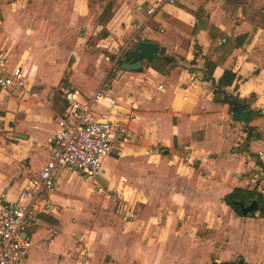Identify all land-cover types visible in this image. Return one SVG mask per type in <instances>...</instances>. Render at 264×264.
Instances as JSON below:
<instances>
[{
    "label": "crops",
    "instance_id": "0c3cea01",
    "mask_svg": "<svg viewBox=\"0 0 264 264\" xmlns=\"http://www.w3.org/2000/svg\"><path fill=\"white\" fill-rule=\"evenodd\" d=\"M110 2L103 20L88 0L20 5L21 25L33 20L30 7L40 23L37 32H20L25 89L0 88V195L13 200L45 165L64 112L53 101L65 104L67 90L87 98L99 92L93 118L130 133L95 182L63 170L41 195L21 264H264L263 211L237 216L224 201L235 189L264 199V30L250 22L264 16V0H178L153 14L154 0ZM9 23L5 15L0 55L15 64ZM66 26L83 33L67 45L59 34ZM140 41L157 45L151 63L140 73L122 70L130 60L124 53ZM45 70L61 73L59 84L67 76L61 90ZM225 71L236 80L218 89ZM30 72H37L34 92ZM219 90L242 101L256 95L250 109L257 115L235 123ZM246 127L253 129L248 142Z\"/></svg>",
    "mask_w": 264,
    "mask_h": 264
},
{
    "label": "built area",
    "instance_id": "2783aa9c",
    "mask_svg": "<svg viewBox=\"0 0 264 264\" xmlns=\"http://www.w3.org/2000/svg\"><path fill=\"white\" fill-rule=\"evenodd\" d=\"M177 1L154 0L148 13ZM25 68L23 61L9 64L0 55V88L23 91ZM99 98V92L87 98L79 89L65 91V109L55 119L57 129L45 165L37 175L25 180L13 200L7 199L6 193L0 195V264H21L27 256L29 242L24 236L40 211L41 195L57 186V177L63 170L93 183L100 177L103 160L114 144L129 140V131L118 123L93 118L92 102ZM251 183L258 186L259 180L255 178ZM259 191L263 193L262 189Z\"/></svg>",
    "mask_w": 264,
    "mask_h": 264
},
{
    "label": "trees",
    "instance_id": "16d2710c",
    "mask_svg": "<svg viewBox=\"0 0 264 264\" xmlns=\"http://www.w3.org/2000/svg\"><path fill=\"white\" fill-rule=\"evenodd\" d=\"M111 0H88V7L90 8L91 13L99 19H105L108 14H109V7L110 6V2ZM93 2L95 4H93ZM102 13V14H100ZM257 20H253L251 19L250 22L253 23L255 26L261 28L264 30V16H256ZM215 30L213 27H210V30ZM2 35V32L0 31V37ZM219 35H222L219 33ZM229 47V42L226 41L225 43H222L218 46V51L220 53L223 54V58L221 60V62H223L226 58V56L228 55V50L226 52L225 51L227 48ZM117 65L121 64L120 59L116 62ZM70 70L68 69V74H69ZM236 80V75L230 71H225L223 73V75L221 76V78L218 80V89H224L226 87H230L231 85H233V83ZM213 83L214 81L211 80ZM221 95H223L222 90H219L215 92V96H218L219 98L221 97ZM228 96V95H227ZM228 98L230 99H237L234 97H230L228 96ZM242 104H244V110L248 113H251V105H253L256 101V95H251L249 99L247 100H239ZM56 102H60L58 103L62 108L61 109H57V105H54V107L56 108V110L61 114L64 110L65 104L62 101H59L58 99H55L53 101L54 104H56ZM220 104H228L224 98L223 100L220 99L219 101ZM230 110H231V114H232V107L229 106ZM244 132L247 135L246 138V142H248L252 137V133H253V129L246 127L244 129ZM254 138V137H253ZM256 138H258L256 136ZM225 203L228 205V207L237 215V216H243L241 213V208H240V204L243 205H247L252 201H257L258 203H263L264 204V199L261 197V195L256 194L255 191H244L242 189H235L231 194H229L226 198H225ZM260 216L264 217V211L260 212ZM243 264V263H242Z\"/></svg>",
    "mask_w": 264,
    "mask_h": 264
},
{
    "label": "rangeland",
    "instance_id": "374dc122",
    "mask_svg": "<svg viewBox=\"0 0 264 264\" xmlns=\"http://www.w3.org/2000/svg\"><path fill=\"white\" fill-rule=\"evenodd\" d=\"M41 1H52V0H0V22L3 21V19H5V15L8 18V21L11 20V18H13L14 23H9L7 28H8V32H10L11 34H13V38L14 40H12L13 42L10 43V56L11 58H13L16 62L20 59V55H21V51L23 49L24 46V39H22V35H21V30L25 31L26 29L29 28V30H33L35 32H37V28H38V23H40L37 19L40 20V14H38V10L36 9H31V7L29 8V18H33V20H28L25 22V24L21 25L19 18H20V14L18 13L21 9H20V5L22 2L28 3L30 6H34L32 5L33 3L36 2H41ZM27 27V28H26ZM53 27L54 26H48V34H52L53 33ZM25 28V29H24ZM28 30V32L26 34H32L30 31ZM26 32V31H25ZM60 37L62 38V41H64V44H69L72 43L74 36H81L83 33H79V31L77 30L76 33H74L72 31V29L68 28L67 26L63 29V31L59 32ZM31 36V35H29ZM52 36V35H51ZM61 41V42H62ZM63 53L65 56H62L61 59L64 61L67 60V52H61ZM61 73H57V71L54 70H45L44 73H42L43 78L44 79H48V78H55L57 79L56 84V90H61V82L62 83H66L67 80V76H63L62 80L59 84L58 82V78L60 79ZM29 76H31V80H30V86L32 89L31 92H34L38 89V82H37V72L32 74L31 72L29 73ZM40 81V80H39ZM43 82V81H41ZM251 121V120H250ZM248 121V122H250ZM246 123V122H245ZM254 174V173H253ZM252 174V175H253Z\"/></svg>",
    "mask_w": 264,
    "mask_h": 264
},
{
    "label": "water",
    "instance_id": "95a60500",
    "mask_svg": "<svg viewBox=\"0 0 264 264\" xmlns=\"http://www.w3.org/2000/svg\"><path fill=\"white\" fill-rule=\"evenodd\" d=\"M156 49L157 45L155 43L146 41L137 42L132 50H128L124 53V57H129L130 60L127 63L121 64L120 68L126 72H142L143 64L151 63ZM222 93L224 95V100L229 106L232 107V118L235 123L248 122L252 117L257 115L255 112H246L244 110V104H242L237 99L228 98L224 91H222ZM240 208L242 214L247 215L248 213L264 211V204H260L257 201H252L246 206L240 204Z\"/></svg>",
    "mask_w": 264,
    "mask_h": 264
}]
</instances>
